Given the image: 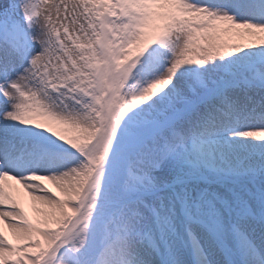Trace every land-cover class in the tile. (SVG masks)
<instances>
[{"label":"snow or ice","instance_id":"6c2138e0","mask_svg":"<svg viewBox=\"0 0 264 264\" xmlns=\"http://www.w3.org/2000/svg\"><path fill=\"white\" fill-rule=\"evenodd\" d=\"M0 264H264V0H0Z\"/></svg>","mask_w":264,"mask_h":264},{"label":"bare ground","instance_id":"6f19581e","mask_svg":"<svg viewBox=\"0 0 264 264\" xmlns=\"http://www.w3.org/2000/svg\"><path fill=\"white\" fill-rule=\"evenodd\" d=\"M29 210V214L30 215H33L34 213L31 211V209H28Z\"/></svg>","mask_w":264,"mask_h":264}]
</instances>
